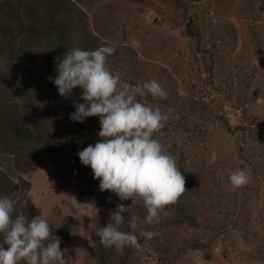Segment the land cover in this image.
Returning a JSON list of instances; mask_svg holds the SVG:
<instances>
[{"label": "rangeland", "instance_id": "374dc122", "mask_svg": "<svg viewBox=\"0 0 264 264\" xmlns=\"http://www.w3.org/2000/svg\"><path fill=\"white\" fill-rule=\"evenodd\" d=\"M73 1L100 41L133 50L111 71L133 85L156 80L168 93L137 99L168 115L154 138L185 177L192 220L147 230L155 235L130 264H264V0ZM13 65L0 56V75ZM16 85L0 84V99L18 103L24 85ZM44 161L21 175L15 200L43 214L52 230L67 227L69 264H97L86 219L102 213L109 222L113 208L83 199L78 180L60 184ZM236 169L249 177L239 188L229 180ZM73 195L86 216L73 209Z\"/></svg>", "mask_w": 264, "mask_h": 264}, {"label": "trees", "instance_id": "16d2710c", "mask_svg": "<svg viewBox=\"0 0 264 264\" xmlns=\"http://www.w3.org/2000/svg\"><path fill=\"white\" fill-rule=\"evenodd\" d=\"M0 39V56L14 60L12 69L6 75H0V84H17L19 81L24 85L18 103L0 99V197L15 200L16 192L25 182L21 175L41 168L47 158L55 167L57 181L68 184L78 180L80 195L89 203L113 208V211L118 204L128 207L123 214L124 231H131L127 221L133 215L138 217L137 222L145 231L192 220L187 209L190 203L183 194L174 205L168 206V217L159 223L145 224L143 202L122 201L111 191L101 192L91 167L80 162L77 153L100 139L99 117H89L83 123L70 120V114L76 110L75 103H84L83 90L77 87L69 97H61L48 78L55 79L57 58L63 57L68 50L75 47L95 50L109 44L100 41L89 30L73 0H0ZM115 49L107 66L119 63L122 55L128 59L134 57L132 49L127 48L123 53ZM16 177L19 183L14 181ZM16 201L15 214L23 212L28 220L35 217L33 206L22 200ZM86 222L92 224L91 256L97 264L131 263L138 248L126 247L120 252L101 244L96 229L108 223L102 213ZM53 231L61 239L60 247L64 250L66 264H69L73 256L69 231L65 225ZM144 240L138 236L140 246ZM2 241L0 236V243Z\"/></svg>", "mask_w": 264, "mask_h": 264}, {"label": "clouds", "instance_id": "9594fccd", "mask_svg": "<svg viewBox=\"0 0 264 264\" xmlns=\"http://www.w3.org/2000/svg\"><path fill=\"white\" fill-rule=\"evenodd\" d=\"M115 51L112 45L95 50L75 47L57 58L58 74L54 80L48 79L61 97H69L77 87L83 90L84 103H75L70 120L83 123L89 117H99L100 139L77 155L83 165L91 167L100 191H111L122 201L142 200L144 223L152 225L170 215L168 206L184 194L186 180L176 158L154 138L168 115L137 97L150 94L153 99H164L168 93L156 80L133 85L119 72L111 71L107 64ZM16 86H20L19 81ZM229 180L239 188L249 182V177L244 170L236 169ZM70 198L77 214L86 216L84 203L74 195ZM16 203L8 196L0 197V264H66L61 239L53 234L48 220L43 214L31 220L23 212L15 214ZM127 208L118 204L106 226L96 229L103 246L123 252L126 247H140L138 236L149 240L154 237L155 233L140 227L135 215L127 221L131 231L123 230Z\"/></svg>", "mask_w": 264, "mask_h": 264}]
</instances>
